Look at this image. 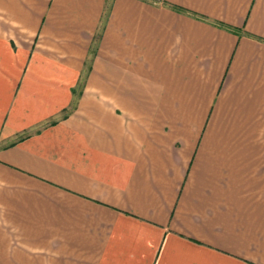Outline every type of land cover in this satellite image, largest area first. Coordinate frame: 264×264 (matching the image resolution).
<instances>
[{
  "label": "crops",
  "instance_id": "obj_1",
  "mask_svg": "<svg viewBox=\"0 0 264 264\" xmlns=\"http://www.w3.org/2000/svg\"><path fill=\"white\" fill-rule=\"evenodd\" d=\"M0 264H264V0H0Z\"/></svg>",
  "mask_w": 264,
  "mask_h": 264
}]
</instances>
